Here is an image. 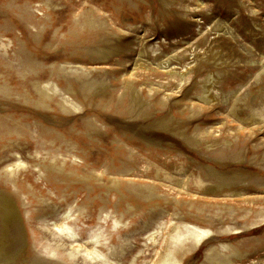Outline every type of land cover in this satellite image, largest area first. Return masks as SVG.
<instances>
[{
	"label": "rangeland",
	"instance_id": "rangeland-1",
	"mask_svg": "<svg viewBox=\"0 0 264 264\" xmlns=\"http://www.w3.org/2000/svg\"><path fill=\"white\" fill-rule=\"evenodd\" d=\"M0 264H264V0H0Z\"/></svg>",
	"mask_w": 264,
	"mask_h": 264
}]
</instances>
